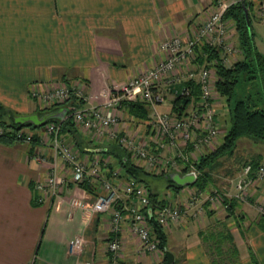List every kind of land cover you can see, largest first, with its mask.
I'll return each instance as SVG.
<instances>
[{
  "label": "crops",
  "instance_id": "0c3cea01",
  "mask_svg": "<svg viewBox=\"0 0 264 264\" xmlns=\"http://www.w3.org/2000/svg\"><path fill=\"white\" fill-rule=\"evenodd\" d=\"M245 1L249 3L256 45L264 54L263 0ZM214 2L0 0V102L18 115L37 113L39 108L51 105L40 103L34 91H50L68 84L85 95L82 106L102 104L107 99L105 93L116 84L145 72L166 55L161 49L164 39L179 33L187 36L205 21ZM227 21L230 41L239 46L235 21ZM177 95L174 90L166 91V100L159 108L168 104L166 110H161L174 113L172 100ZM63 106L66 105L59 108ZM105 111L115 114L119 110ZM119 112L123 116L122 129L138 140L151 139L148 116L131 112L128 105ZM76 127L75 134L62 135L64 140L78 151L90 170L96 158L103 176L115 180L113 172L119 170L118 183L123 187L129 177L116 158L106 152L115 140L108 134ZM38 130L44 139L36 143L0 142V264H108L111 215L91 209L101 191L98 184L88 183L92 189H85L72 181L70 168L58 161L59 172L67 178V184L61 185L57 194H44L42 204L35 202L41 195L35 186L47 181L55 160L51 142L44 135L45 127ZM252 141L261 140L247 138L242 145L254 147ZM245 152L243 157L264 162V151ZM134 161L155 171L143 160ZM231 180V188H221L214 182L211 185L236 200L237 178ZM194 188L193 184L183 185L173 198L182 201ZM247 196L245 200L237 199L232 216L220 204L208 203L198 215L189 212L166 227L167 248L176 255L173 264H212L200 233L219 220L230 226L240 251V258L232 264H264V180L254 181ZM161 197H165L163 193ZM76 198L85 205H72ZM253 203L263 207L256 209ZM77 237L83 238L84 245L72 248L71 242ZM121 237L123 264H163L165 250L142 252L141 240L131 231L128 221L123 224Z\"/></svg>",
  "mask_w": 264,
  "mask_h": 264
},
{
  "label": "built area",
  "instance_id": "2783aa9c",
  "mask_svg": "<svg viewBox=\"0 0 264 264\" xmlns=\"http://www.w3.org/2000/svg\"><path fill=\"white\" fill-rule=\"evenodd\" d=\"M240 0H215L214 9L210 16L194 27L184 36L177 34L164 39L161 49L166 55L159 59L145 72L116 86L105 95L107 99L99 105H85L69 113L76 125L93 130L100 135L108 134L118 144L126 148L134 159L143 160L148 168L169 167L179 172H195L197 178L201 174L198 168L200 157L219 143L221 128L218 120V103L221 97L215 90L214 70L206 63L194 62L196 48L199 43L206 42L221 49V57L226 64L232 63L240 53V47L230 41V28L225 17L228 8ZM264 12V0L261 2ZM211 64V62L209 63ZM181 86L178 87V84ZM195 88L198 94H194ZM192 96L193 103L186 114L179 116L162 111L159 104L165 102L166 91ZM33 95L40 103L52 105L65 102L72 96L84 100L81 90L68 84L59 85L50 91H34ZM129 102H144L149 106L148 127L151 139L138 140L135 136L122 129V113ZM105 109L119 110L109 114ZM66 117V118H67ZM65 118V119H66ZM64 120V119H62ZM61 120V121H62ZM60 122H49L45 125L44 134L54 149V167L47 181L36 184L40 191L39 201L44 194L59 193L61 185L67 184V178L60 174L58 161H63L70 168L71 179L81 185L85 183L98 184L101 188L91 205V209L99 213L111 215V234L108 239L110 253L108 264H123V240L121 233L123 224L129 222L131 231L141 240L140 250L145 253L158 250L159 238L155 234V225L165 228L174 222H179L191 212L194 216L202 212L206 204H220L225 209L229 206L228 195L219 188L211 190L197 186L191 195L184 200H174L159 197L154 200L150 188L130 177L124 186L118 183L121 173L113 172L115 180L102 175L99 159H94L92 169L84 162L77 150L69 145L62 137ZM3 130H0L2 133ZM18 138L32 142L35 134L20 128ZM44 136V137H45ZM43 135L39 133V139ZM44 139V138H43ZM209 148V150H208ZM253 164L247 163L236 180L239 200L247 198L248 189L256 180H264V163H260L253 174ZM74 206H84L81 199L72 200ZM84 245L82 237L71 242L72 248Z\"/></svg>",
  "mask_w": 264,
  "mask_h": 264
},
{
  "label": "trees",
  "instance_id": "16d2710c",
  "mask_svg": "<svg viewBox=\"0 0 264 264\" xmlns=\"http://www.w3.org/2000/svg\"><path fill=\"white\" fill-rule=\"evenodd\" d=\"M245 8L250 10L249 3L245 0L232 4L226 14V18H232L236 24L237 38L240 47V55L237 59L226 64L221 57V49L218 46H211L206 42H201L196 48L195 61L206 63L217 74L216 85L220 95L224 96L230 109L231 124L227 128L223 140L210 152L202 156L198 162V168L201 174L193 185L206 189L212 184L213 179L210 169L217 163L221 157L233 155L238 146V141L242 137H249L255 140L264 139V54L258 49L255 41L254 31L251 24H248ZM250 23H251V16ZM211 62V64H209ZM194 94H198V89L195 88ZM192 96L179 94L172 100V111L179 116L187 113L191 103ZM84 100L77 96H72L65 102L55 103L49 107L39 108L37 113L44 114L45 112L56 110L60 105L69 107V113L74 109L81 107ZM129 110L139 114L141 117H147L149 108L144 102H129L127 103ZM12 114H9V113ZM18 115L13 110H8V107L0 102V126L5 130L0 133V142L12 144L22 139L18 138L17 131L29 126L33 129L45 127L35 125L33 123L21 124L14 120V116ZM49 122H60L62 135L65 133L75 134L77 132L76 123L72 116L62 120L53 118ZM39 138L35 137L32 143H36ZM81 145V144H79ZM105 151V150H104ZM107 153L116 158L117 163L123 168L127 177L136 179L139 183H143L150 188L151 196L157 200L160 192L156 191L151 186V179L162 177L167 181V188H175L179 190L183 186L176 183L170 176V172L158 174L146 169L143 165L134 161L130 152L116 141L107 146ZM253 164V174L260 162L257 160H247V163ZM188 173V171H183ZM85 189L91 190L92 187L88 184H81ZM227 211L228 216L234 215L237 201L230 200ZM36 203H41L37 198ZM229 202V199H225ZM222 227L217 229H209L201 231V238L207 248L212 264H232L240 258V251L235 242L231 228L228 224L221 220L217 222ZM155 234L160 239L159 247L166 251L167 248V233L160 225H155ZM166 262V257L163 264Z\"/></svg>",
  "mask_w": 264,
  "mask_h": 264
},
{
  "label": "rangeland",
  "instance_id": "374dc122",
  "mask_svg": "<svg viewBox=\"0 0 264 264\" xmlns=\"http://www.w3.org/2000/svg\"><path fill=\"white\" fill-rule=\"evenodd\" d=\"M239 56L241 58L242 53H241V55L239 53V55L237 57H239ZM234 61L235 60H233L232 62H234ZM194 62L199 63L198 61H194ZM216 79H217V74L214 72V76L212 77V80H214L213 85L215 87V90H218L217 85H216ZM217 106H218V108H217L218 115L217 116H218V120H219L220 128H221V135H220L219 141L221 142L223 140V136H224L227 128L231 124L230 109H229V105L227 104L225 97L222 95H221V97H219V103ZM167 107H168V104L162 105L161 109L166 110ZM22 129L26 130L27 132L34 133L35 137L39 138V130L38 129H33L32 127H29V126H24V127H22ZM0 130L4 131L5 128L0 126ZM247 138H249V137H242L239 139L237 151H235V154L221 157L220 160L217 163H215L213 165V167L210 169L213 182L216 185L220 186L221 188H227L228 186H229V188H231L232 184H233L231 179L236 180V178L238 176V172H242V169L245 166V162L248 160L246 157H243V156H246V152H245L246 149H253L254 151H258V152L264 151V139H262L259 142L252 141L251 144H254V147L248 146L247 148H244V145H242L244 143H242V141L247 139ZM20 142L28 143L29 141L27 142L25 140H20ZM208 150H209V148H208ZM209 152H210V150H209ZM154 170H155L154 172H156L158 174H161L164 172H169V171H176V170H170L169 167L161 168L159 166L155 167ZM226 179H228L229 181L227 182ZM224 184H225V187H223ZM151 186H153L156 191L160 192V194L156 197L157 199L159 197H161V193H163V195L166 197L167 200L170 199L172 202L177 199V198H175V199L173 198V196L176 194L175 188H167V181L164 178L158 177L157 179L156 178L151 179ZM211 189H213V187H212V185H209L207 187V190H211ZM190 195H191V192L189 194H187V197ZM233 198L229 199V203L231 202L230 200H234ZM247 198H248V196H247ZM234 201H237V199ZM42 203L43 202H41L39 204H42ZM259 205H261V203H253V206H255V208L256 207L259 208ZM220 206H222V205H220ZM261 207H263V205H261ZM236 208H237V206H236ZM236 208H235V210H236ZM263 210H264V207H263ZM215 222H218V221H215ZM221 227L222 226L220 224H217V225H213L211 228L219 230ZM165 229H166V227L164 228V230Z\"/></svg>",
  "mask_w": 264,
  "mask_h": 264
},
{
  "label": "water",
  "instance_id": "95a60500",
  "mask_svg": "<svg viewBox=\"0 0 264 264\" xmlns=\"http://www.w3.org/2000/svg\"><path fill=\"white\" fill-rule=\"evenodd\" d=\"M248 24L250 25V17L248 9L245 8ZM10 110V108H8ZM69 112L68 106H63L57 110H51L44 114L33 113L28 115H15L14 120L21 124L33 123L35 125L43 126L48 123L50 119L58 118L64 119ZM9 114H12L11 112ZM171 178L180 185L194 184L197 180L195 172H188L181 174L180 172H170ZM166 262L164 264H173L176 261V255L169 248H166Z\"/></svg>",
  "mask_w": 264,
  "mask_h": 264
}]
</instances>
